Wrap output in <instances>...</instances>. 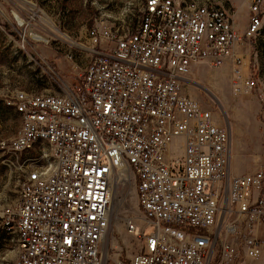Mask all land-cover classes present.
<instances>
[{"label":"built area","instance_id":"built-area-1","mask_svg":"<svg viewBox=\"0 0 264 264\" xmlns=\"http://www.w3.org/2000/svg\"><path fill=\"white\" fill-rule=\"evenodd\" d=\"M88 39L72 88L5 101L20 118L5 159L22 175L18 199L0 215L14 264H110L115 189L131 180L142 218L122 222L136 248L114 264L259 258L264 173L230 174L229 130L184 84L206 64L231 67L235 94L256 87L244 54L254 41L264 58V0H250L243 30L207 0H143L134 30L92 27Z\"/></svg>","mask_w":264,"mask_h":264},{"label":"rangeland","instance_id":"rangeland-1","mask_svg":"<svg viewBox=\"0 0 264 264\" xmlns=\"http://www.w3.org/2000/svg\"><path fill=\"white\" fill-rule=\"evenodd\" d=\"M207 1L231 12L241 30L246 27L250 0ZM142 5L143 0H0V215L14 208L22 179L5 160L10 158L7 144L20 130L19 115L4 110L5 101L17 91L56 95L72 88L92 57L88 31L92 27L132 31ZM246 48L248 72L257 83L254 89L235 94L229 65L197 64L184 84L185 93L229 130L232 175L264 173V58L254 41ZM116 191L115 216L104 244L110 264L136 248L123 217L142 218L134 182ZM16 256L15 241L0 228V264H14ZM234 264H264V246L259 258H242Z\"/></svg>","mask_w":264,"mask_h":264},{"label":"bare ground","instance_id":"bare-ground-1","mask_svg":"<svg viewBox=\"0 0 264 264\" xmlns=\"http://www.w3.org/2000/svg\"><path fill=\"white\" fill-rule=\"evenodd\" d=\"M120 178H121V176L118 175L117 177H115V180L119 181ZM117 188H118V186L116 187V189H117ZM116 189H115V201H114V204H113L114 209L116 208V202H117V200H116V196H117V191H116ZM263 240H264V239H263Z\"/></svg>","mask_w":264,"mask_h":264},{"label":"trees","instance_id":"trees-1","mask_svg":"<svg viewBox=\"0 0 264 264\" xmlns=\"http://www.w3.org/2000/svg\"><path fill=\"white\" fill-rule=\"evenodd\" d=\"M9 109H12L11 107H8V106H6L5 104H4V110H9ZM5 111H3V113H4ZM2 231V230H1ZM3 232V231H2ZM4 233V232H3ZM5 234V233H4ZM6 235V234H5Z\"/></svg>","mask_w":264,"mask_h":264},{"label":"crops","instance_id":"crops-1","mask_svg":"<svg viewBox=\"0 0 264 264\" xmlns=\"http://www.w3.org/2000/svg\"><path fill=\"white\" fill-rule=\"evenodd\" d=\"M194 68H195V66H194ZM192 70H193V68H192Z\"/></svg>","mask_w":264,"mask_h":264}]
</instances>
